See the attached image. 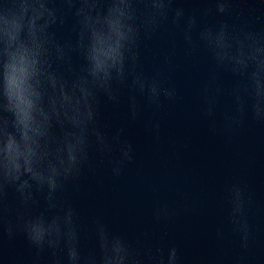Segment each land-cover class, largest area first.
<instances>
[{"label":"water","instance_id":"obj_1","mask_svg":"<svg viewBox=\"0 0 264 264\" xmlns=\"http://www.w3.org/2000/svg\"><path fill=\"white\" fill-rule=\"evenodd\" d=\"M12 2L0 0V7ZM50 2L57 22L48 32L62 50L57 59L51 48L50 61L71 81L84 75L85 63L75 9L67 0ZM133 3L141 20L154 23L141 24L135 64L126 60L125 79L111 82L110 95L97 92L78 172L61 180L51 207L46 190L33 187L27 203L13 187L0 193V264H68L63 239L55 250L44 244L38 251L23 225L41 215L62 222L69 210L80 264H101V228L109 240L115 236L125 244V264H167L171 248L178 264H264V101L256 116L251 69L233 72L218 63L201 37L208 28L215 34L221 23L230 33L264 36V0H227L223 14L216 12V0H170L163 18L153 15L150 0ZM177 8L183 14L173 23ZM133 77L144 81L143 92ZM153 81L161 91L150 100L147 85ZM163 89L173 95L165 97ZM4 115L0 111V122ZM53 132L60 135L55 124ZM125 143L131 161L119 151Z\"/></svg>","mask_w":264,"mask_h":264},{"label":"clouds","instance_id":"obj_2","mask_svg":"<svg viewBox=\"0 0 264 264\" xmlns=\"http://www.w3.org/2000/svg\"><path fill=\"white\" fill-rule=\"evenodd\" d=\"M66 5L75 9L77 48L85 62L84 75L76 74L71 81L53 69L50 61L51 48H55L57 59L62 51L48 32L50 25L57 22L55 5L50 0H13L0 7V111L5 114L0 122V193L5 186L13 187L27 203L32 199L33 187L46 190L45 201L50 207L53 194L62 186L61 180L79 170L88 144V126L94 120L97 92L110 95L111 82L125 79L126 60L135 64L133 49L141 24L154 23L141 20L133 0H81L78 4L67 0ZM150 6L153 15L163 18L171 5L170 0H150ZM227 7V0H216L218 14L225 13ZM182 14V9L177 8L173 23ZM193 24L189 17L188 27ZM201 37L218 63L231 65L233 72L251 69L248 82L255 100L254 114L259 116L258 105L264 101V36L230 33L221 23L215 34L208 28ZM133 83L144 91L143 80L133 77ZM147 90L150 100H155L161 91L155 81L148 83ZM162 91L165 97L173 95L168 89ZM54 124L60 130L59 136L53 132ZM92 132L97 142L111 150L99 132ZM119 151L123 159L131 161V145L125 143ZM114 171L118 174V169ZM236 195L239 200V189ZM238 211L239 203L234 209ZM23 228L38 251L44 244L55 250L63 239L68 264H80L71 210L62 222L56 216L46 222L41 215L24 221ZM99 246L101 264H125L128 251L119 237L109 240L101 228ZM160 264H164L162 259ZM167 264H178L175 248L169 249Z\"/></svg>","mask_w":264,"mask_h":264}]
</instances>
